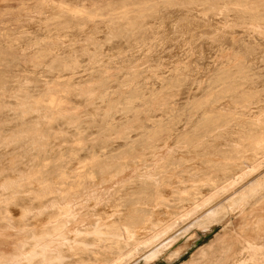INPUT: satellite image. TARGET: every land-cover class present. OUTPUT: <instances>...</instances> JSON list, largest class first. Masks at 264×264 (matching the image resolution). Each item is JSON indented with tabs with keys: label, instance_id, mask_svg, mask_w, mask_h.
<instances>
[{
	"label": "rangeland",
	"instance_id": "374dc122",
	"mask_svg": "<svg viewBox=\"0 0 264 264\" xmlns=\"http://www.w3.org/2000/svg\"><path fill=\"white\" fill-rule=\"evenodd\" d=\"M42 1L0 0L2 212L19 218L17 208L5 205L18 187L17 197L31 208L30 229L38 227L41 211L69 210V239L100 218L138 220L130 228L145 232L134 234L146 244L116 264H264V203L255 200L225 206L216 223L171 243L230 195L264 178V142L254 149L241 137L250 131L241 121H254L264 108V27L233 24L221 7L202 9L216 0H55L67 5L61 12ZM124 11L132 23L134 17L143 23L130 30L108 22ZM254 39L262 44L258 49ZM39 53L46 56L37 64ZM56 57L70 65L53 68ZM236 68L257 93L249 104L237 98L243 89L231 74ZM228 113L226 125L205 119ZM101 165L106 171L99 175ZM223 173L229 185H212L223 183ZM155 184L162 204L151 191ZM179 213L166 235L149 240L148 219L169 225ZM28 235L0 220V264H27L18 250Z\"/></svg>",
	"mask_w": 264,
	"mask_h": 264
},
{
	"label": "bare ground",
	"instance_id": "6f19581e",
	"mask_svg": "<svg viewBox=\"0 0 264 264\" xmlns=\"http://www.w3.org/2000/svg\"><path fill=\"white\" fill-rule=\"evenodd\" d=\"M216 1L219 2V3H212L211 2V3L203 6L202 9L204 11H206V12H213L214 10H217L218 7H221V8H224L225 9L224 12H226V13L223 14L225 17H229L230 19H231V17H233V19H232V20H234V23L232 22L233 24L240 23L241 25L242 24L243 25L244 24H247V25H252V27L253 26H256L254 28L264 27V0H258V2H255L253 0H216ZM42 3L44 4V6L48 7L49 9L55 10V11H58V12H61L67 6L62 1L61 2H56L55 0H43ZM202 9L200 10V13H202L201 12ZM77 12H80L81 14H87V12H86L85 9H81V10H79ZM126 15H127V12L124 11L123 13H121V14H119L117 16L115 15L114 20L112 19V20H110L108 22H112L114 24H118L119 27L126 26V27L130 28V30H133L135 28L136 24L143 23L141 21V19H139L138 17H134V19H136V20L134 21L135 23H132V20H128L126 18ZM259 34L264 39V35H263L262 31L259 32ZM251 43L253 44V49H258V47H261L262 46V44L260 42H258L257 40H255V39ZM89 54L91 55V53H89ZM45 56H46L45 53H39V56L36 55L33 58L34 63H37L38 64V61L41 62V60L44 59ZM239 60H241V59H239ZM242 60L245 63V60L244 59H242ZM263 60H264V58H263ZM59 61H61V60H59V58H57V57L52 61L53 62V64H52L53 68H54V65L57 64V63H60V65L63 66V67H68L70 65L69 64L70 63L69 61H66V60L63 61V62H59ZM241 68H236L231 74H234L233 78L237 80L238 85H240V87L243 89V91L240 92V94L238 95L237 98H241V99L245 100V103L249 104L251 102V100L254 98V94L256 92L254 94H252V89H250L249 87H247V85L244 82H242V79L239 76V74L242 72L240 70ZM224 69H226V68H224ZM102 77H104V76H102ZM225 79H228V77L226 76ZM219 83H220V80H217V81H214L213 82V85H215V84L217 85ZM107 95H109V94H107ZM117 100H118V98H117ZM207 101L208 100H204L202 102V104L203 103H207ZM228 104H229V102H228ZM109 105H108V109H109ZM113 105H115V104H113ZM162 106H164V105H162ZM33 108L36 109L35 106ZM204 109H206V108H204ZM229 109H230V107H229ZM243 109L246 110V111H249L250 110L247 106L243 107ZM107 112H109V111L107 110ZM199 112H201V111H199ZM229 112H230V110H229ZM259 113H261V115L256 116V114H259ZM106 115H107V113H106ZM105 117H107V116H105ZM254 117H255L254 118L255 119L254 121L250 118L251 122H247L249 120H247L246 122H244L245 120L242 119L244 121H241V122H243L245 125H247L248 127H250V131H249V133L247 135H243L241 137L243 138V140L249 141L251 143L252 147H254V149H258L260 147L263 148V146H262L263 144L261 145L259 143H263L264 142V137H263V135H264V108H261L260 110H258V113L256 112L254 114ZM46 119H49V118H46ZM205 119L206 120H209V121L216 120L218 122V125H226L229 122H231L232 116H231L230 113H228V115H212V116L206 117ZM70 121L71 120H69V123H72L73 122V121L72 122H70ZM217 122H215V123H217ZM234 122H232V124ZM227 127H229V125L226 126V129H227ZM101 131H102V127H101ZM204 137H206V136H204ZM201 142H203V141H201ZM198 143H200V142H198ZM37 145H38V143H37ZM197 145H199V144H197ZM207 162H209V161H207ZM162 163H164V162H162ZM35 165H37V164H35ZM87 165H90V164L85 163L83 166L86 167ZM118 165H119L120 171L121 170H124L125 169L124 168V166H125V160L124 161H121V162H118ZM99 167H100V170H98L97 173H99V175L104 174V171H106L105 170L106 169L105 166H102L101 165ZM108 169L110 170V168H108ZM193 180H194V182L196 181V179H193ZM223 180L224 181L221 184H219L218 182H217V184L215 182L211 183L212 182V179H208V182L211 183L212 185H218L221 188H225L231 182L228 179V174L223 173ZM151 181H152V179H151ZM160 188H161V185L160 184L159 185L158 184H155V185L152 186V190H151V191H153L154 197L156 198V203L158 201H160V203H158V204H162L161 199H160V198H162L161 195H160L161 193L159 191ZM212 189H214V188H212ZM218 190H219V187H218ZM212 192H213V190H212ZM214 192H216V191H214ZM9 193L11 194V197L10 198H13V202H7V204H5V205L11 204V205H8V206H10V207L12 206V207L17 208V210H18V213L17 214H19L17 216H19V218L17 220H14V217L13 216H7L5 213H3L2 212L3 209L1 207H2V205L4 203H1V207H0V220L1 221H3V220L6 221L10 227H12V228L15 229V231L16 230H22V231L25 230V231H27V234H29L28 235V238L29 239H27V240L25 239L24 242L20 244V248L22 249V251H19L20 249L18 250V252H21L22 258L23 257L24 258L26 257L27 264H116V261L117 260H122V262H123V259H126L128 257H131L132 255H134V253H137L136 252L137 251L136 248H138V249H141L142 248L143 249V247L145 246L144 243L146 244V242H143L142 241L143 238H142V240L140 239V237H139V239H137L138 237H136V235H135V234H137V233H135L136 231L134 232L135 233L134 234L133 233L134 230L132 229L133 230L132 231L131 228H130V226L136 225L139 221L136 220L137 221V223H136L135 221H132V219L128 218V216H121L120 218L117 219L118 221H115V222L112 220V216L111 217H108V218H111L110 221L109 220L103 221L100 218V222L98 221L99 224L95 222L96 224L90 225V228H86V229L83 228L84 229L83 231H82V229L77 230L76 233H74V237L72 239H69V238H67V234L65 232V228H66L67 224L70 222V220H69V218H70L69 215L70 214H68L69 213V210H67V209L66 210H59V211L56 210L58 212L51 211V212H48V213L41 211V212H39L40 217L38 218V220H36V221H38V227H36L35 229H30L29 227H30V225L32 223L29 222L30 225H28L27 224V221H29L30 218H31V216L29 218V214H30L31 208H30V206H26V204H24V202H26L25 200L20 199V198L17 197V195H19V194L22 193V191L20 189H18V187H16V188L14 187V188H11L10 189V192ZM230 196H229L228 199H226V201H225L226 203L224 202L223 204H220L217 208H214L212 211H209V210H208L209 212L206 211L207 213L204 216H202L200 218V220H197L195 223H193V225H191L188 229H185V231L182 233V235H180L179 237L172 238L171 239V243L173 245H175V244H177V242L179 240L188 238L192 234L194 235V233L197 232L198 230H200L201 228H203L205 226H208L210 224L216 223V221L218 220V217L221 215V212L224 210V207L225 206H227V207H229V206H236L237 207V205H238L237 208H239V206L241 204H248L252 200H255V202H257L256 204H262V203H264V178L260 182L257 181V182L251 183L250 185H248L247 187H245L244 189H242L241 192H236V193L232 194L231 197ZM125 200H127V199H125ZM0 201H1V199H0ZM140 202H141V200H140ZM126 203H128V202H126ZM198 204L195 205L194 211H196V210L199 211V209H200L201 206L198 205ZM147 205H146V207H147ZM31 206H34V205H31ZM132 206H133V204H132ZM143 206H145V204H143ZM155 206H157V204ZM155 206L153 205V207H155ZM133 207H136V206H133ZM138 207H140V206H138ZM136 209H138V208H136ZM131 210H132V208H131ZM140 210H142V209H140ZM240 210H241V207H240ZM124 211H125V208H124ZM127 211H129V209ZM127 211L125 212V214L127 213ZM72 214H73V212H72ZM95 214L96 213H94V215ZM112 214H114V213H112ZM116 214H114V215H116ZM128 214H129V212H128ZM174 214H176V213H174ZM182 215L183 214H180L179 213L177 218H175L174 215H173L174 218L171 220L172 223L169 224V225H167L168 223L166 225H162V222H161V225L153 224V222L147 218L148 220L147 219L146 220H147L148 225H151L152 226L151 229L148 230L149 231L148 233L150 234V237H148L149 240L150 239L156 240L159 237H162V236L166 235L170 231V229L172 227H174V225H176L177 220H180L181 219V216ZM72 216H74V215H72ZM86 217H83V218H86ZM143 217H145V216H143ZM72 221H74V223H75L77 221L76 217L75 218L73 217V220ZM134 223H136V224H134ZM208 223H210V224H208ZM137 225H139V224H137ZM122 226H124L123 228H125L124 230L126 231V234H125L126 236H124V233H123L125 231L122 232V229H123V228L121 229ZM141 233H145V232H141ZM141 233H138V234L141 235ZM58 241L61 242V243L59 245H56L55 244V246H54L53 244L56 243V242H58ZM178 245H180V244H178ZM148 246H149V244H148ZM177 247H180V246H177ZM164 250L166 252L167 251V248H165ZM184 251L183 250H180V252L178 254H181ZM113 255H115L116 257L115 258H112ZM154 255H156V254L153 253V255H152V257L150 259L154 258ZM144 258H146V257H144ZM20 264H24V262L23 263H20ZM119 264H121V263L119 262Z\"/></svg>",
	"mask_w": 264,
	"mask_h": 264
}]
</instances>
